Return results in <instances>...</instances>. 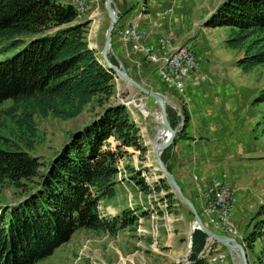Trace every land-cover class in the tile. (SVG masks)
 I'll return each instance as SVG.
<instances>
[{
  "label": "rangeland",
  "instance_id": "rangeland-1",
  "mask_svg": "<svg viewBox=\"0 0 264 264\" xmlns=\"http://www.w3.org/2000/svg\"><path fill=\"white\" fill-rule=\"evenodd\" d=\"M123 1L124 6L121 8L122 15L118 19V24L124 23L131 17L134 22H141L142 18L146 26H153L155 29L165 31L171 30L181 44H187L192 48L197 57L198 73L203 74L204 80L193 86L186 85L184 89L182 87L175 89L167 79L164 81L162 76H157L153 71V65H148V62L139 54L134 53V56L141 63L140 67L130 65L129 60L122 55L117 46L118 35H113L111 47L107 53L108 59L113 63L119 60L127 75L144 87L163 94L166 100L176 105V108L165 106V109L172 113L170 118L173 124L171 127L182 130V125H180L181 109L184 108L189 116L190 102L194 121L190 129V120H188L183 134L192 132L194 123L197 122L194 104L203 102L205 105L208 102H213L216 105L213 113L217 120L213 122L211 118H206L203 124L205 123L207 126L203 133L217 135L229 124L228 121L224 123L219 118H222L220 110L224 111L225 107L223 106L226 102L235 106L236 201L234 204L238 211L235 219L233 216L231 217L232 225H227V231L229 234H238L236 239L245 246L244 237L251 230L255 221V212L258 206L264 203V131L261 123L264 111L261 103L254 101L260 90L264 88V62L253 65L247 71H242L236 66L235 61L243 55L246 45L252 38L246 39L240 47L232 49L227 47L224 42L230 32L228 27H205L203 25L210 13L223 0H153L147 6H144L146 0ZM82 2L85 3V8L79 10L78 8L83 7ZM71 4L77 13L75 21L88 20L85 26L87 46L92 47L96 57L100 59L99 51L102 46L100 41L104 38L107 25L100 24L94 37L93 32H95L96 24H93L92 15L94 16L96 13L92 14L90 3L87 0H72ZM166 8L171 10L168 15L161 12ZM143 9L148 11V20H144ZM154 19L156 20L152 21ZM22 38L25 39L24 41L29 39ZM6 43L5 40L0 41V48ZM22 46L23 44L17 43L15 46L0 49V60L10 57ZM128 50L129 48L126 50L123 45V52H128ZM169 56L172 57V55ZM112 82V94L104 100L102 105H99L96 97H93L75 117L64 119L51 113L34 114L32 134L24 125L19 124L17 118L19 108L14 113L5 115V110L12 103L10 100H6L0 105V136L5 138L8 144H17L20 149L37 157L41 163L40 170H44L55 153L68 142L74 131L96 119L102 108L109 104H123L131 112L132 118L136 117L133 119L134 122L141 125L137 127L140 144L145 147V150L141 152L133 147L125 148L126 153L116 165L114 194L110 198L99 200L97 206L99 217L109 219L128 208L135 215L134 223L117 228L114 232L79 228L50 255L33 264L187 263L188 253L185 254V252L192 216L188 208L174 193L170 192L167 182L158 178L159 173L154 171L155 163L149 140L154 136L155 127L160 123L157 104L151 98L145 97L148 110H144L142 107L140 110L143 114L147 111L149 113L144 118L135 104L120 101V97H130L140 93L119 78L113 77ZM212 84H216L215 89H211ZM206 85H209L206 87L208 91L205 92L207 96L203 98L197 89ZM180 90L183 92L180 93ZM209 120L211 121L206 123ZM179 132L175 134L173 143L161 152L160 157L167 170L179 177L180 183L183 184L184 181L190 183L192 182L191 175L186 177V174L178 171L175 166H171L169 163L171 157L169 151L178 141ZM160 140L158 138V142ZM0 147L5 148L6 143L0 142ZM196 175L199 181L208 179L198 173ZM139 178L149 186V191L143 190L136 183ZM155 182L158 185L162 183L164 188L155 191ZM20 183L18 185L7 182L0 183V209L19 202L23 195L35 188L31 181ZM191 185L193 189V184L191 183ZM110 208L116 209L115 214L109 212ZM257 247L258 245L254 243L251 249L245 247L249 264H264V253L260 254ZM204 260L206 264H213L210 259ZM227 260L229 264L232 263L229 256Z\"/></svg>",
  "mask_w": 264,
  "mask_h": 264
},
{
  "label": "trees",
  "instance_id": "trees-1",
  "mask_svg": "<svg viewBox=\"0 0 264 264\" xmlns=\"http://www.w3.org/2000/svg\"><path fill=\"white\" fill-rule=\"evenodd\" d=\"M75 19L76 10L68 2L0 0V41H7L0 49L23 44L0 60V105L11 101L5 115L19 108L18 122L30 134L34 114L72 118L93 97L102 105L112 94V72L87 46V22ZM204 26L228 27L224 42L232 49L252 38L235 61L242 71L264 62V0H223ZM254 101L264 111V88ZM166 113L172 126V113ZM130 114L121 103L103 107L96 119L70 135L44 170L37 157L0 136V142L6 143L5 148L0 147V183L31 181L35 187L19 202L0 209V264H33L79 228L114 232L134 223L135 215L128 208L110 219L99 217L97 210L99 200L114 194L116 165L125 148L145 150ZM180 115L179 138H186L183 131L189 116L184 108ZM261 123L264 131V114ZM136 183L150 190L140 178ZM160 188L164 185L155 182L154 190ZM254 216L244 237L245 247L251 249L260 240L264 252V203ZM204 242L203 233L194 230L186 264H206L199 256Z\"/></svg>",
  "mask_w": 264,
  "mask_h": 264
},
{
  "label": "built area",
  "instance_id": "built-area-1",
  "mask_svg": "<svg viewBox=\"0 0 264 264\" xmlns=\"http://www.w3.org/2000/svg\"><path fill=\"white\" fill-rule=\"evenodd\" d=\"M144 11L143 9V14ZM162 13L168 15L171 10L166 8ZM118 19L112 35H118L117 46L122 55L129 60L130 65L140 67L141 64L134 62V53H142L148 55V65H153V71L157 76L171 77L182 89L186 85L193 86L204 80L203 75L198 73V60L192 48L187 44H181L174 32L145 26L142 18L141 22H133L129 18L121 24L117 23ZM123 42H130V52H123ZM165 55H173V62L165 63ZM145 97L137 94L120 97V101L135 104L139 113L146 118L149 112L144 115L140 110V107L148 110ZM191 179L192 184H195V195H192L190 200L203 224L212 232L231 236L237 241V234L227 233V225H232V210L236 201L228 183L218 176L199 181L197 175L193 174ZM221 247L218 243L205 238L199 256L212 260L213 264H229L228 255Z\"/></svg>",
  "mask_w": 264,
  "mask_h": 264
},
{
  "label": "crops",
  "instance_id": "crops-1",
  "mask_svg": "<svg viewBox=\"0 0 264 264\" xmlns=\"http://www.w3.org/2000/svg\"><path fill=\"white\" fill-rule=\"evenodd\" d=\"M62 2L71 3L72 0H60ZM90 3L91 12L92 14L96 13L93 18V24H96L95 32H93V36H96L97 30L99 25H107L108 24V17L103 5V0H87ZM149 2H153V0H146L144 6L150 5ZM113 4L117 9V14L120 16L122 15L121 8L124 6L123 0H113ZM164 9H162L163 11ZM161 11V12H162ZM160 12V13H161ZM144 20H148L149 14L148 11L145 9L144 11ZM157 14V13H156ZM160 17V15L158 14ZM156 19L152 20L155 21ZM160 23L159 21H156ZM161 26V24H160ZM104 39V38H103ZM103 40L101 39L100 43L103 44ZM96 43V42H94ZM97 44V43H96ZM97 46H99L97 44ZM141 64V63H140ZM206 87L209 85L203 86V88L197 89L201 92V96L205 98L206 93L208 90ZM216 84H212L211 89H215ZM211 91V90H210ZM183 90H180L182 93ZM178 96V95H177ZM176 96V97H177ZM191 103L189 102V125L190 129L192 128V123L194 121V115L191 111ZM196 110V118L197 122L194 123V129L192 132H186L185 138H179L175 145L169 151V155L171 156L169 159V163L171 166H175L178 171H182L186 174V177L192 176L196 173L204 176L203 178H210L211 176H218L225 180L229 187L232 190L233 196L235 197V113H234V104L229 105L226 104L223 106L225 107L224 111L220 110L221 117L226 123L227 121L229 124L225 126L220 133L217 135H210L207 133H203V130L207 125L203 124L206 118H211L214 122L217 118L214 115V109L216 107L215 103L208 102L204 105L203 102L201 104H194ZM136 118L133 116V119ZM134 121V120H133ZM211 120L207 121L206 123L210 122ZM222 121V122H223ZM202 122V123H201ZM136 123V122H135ZM137 126H141L140 123H136ZM188 125V123H187ZM147 129V128H146ZM173 177L175 178L176 182H178L179 186H181L183 194L192 197L195 195V184H193V189L191 188L192 182L184 181L183 184L179 182V177L172 172ZM187 180V179H186ZM192 180V179H191ZM238 208L235 209V204L232 211V216L235 219L236 213ZM116 209L114 210V214ZM254 244L258 245L257 249L260 254H263L262 245L260 240H256ZM264 255V254H263Z\"/></svg>",
  "mask_w": 264,
  "mask_h": 264
},
{
  "label": "water",
  "instance_id": "water-1",
  "mask_svg": "<svg viewBox=\"0 0 264 264\" xmlns=\"http://www.w3.org/2000/svg\"><path fill=\"white\" fill-rule=\"evenodd\" d=\"M103 5L108 17V24L106 27V30L104 32V39L103 44L100 48L99 55L100 59L99 62L103 64L108 70L112 72V75L115 79L119 78L122 81H124L126 84L132 86L135 88L140 94L151 98L158 107V119L160 120V126L162 127V130L168 131V135H166L165 138L161 139L160 142L153 145L156 140L158 139V126L155 128V134L154 136L149 140L151 151L153 155V160L155 163L154 171L158 172V178L164 179L167 184L170 186V192L174 193L177 198L188 208L192 220L190 223L188 236H187V245H186V252L185 254L189 253L190 247H191V236L194 230H199L203 233L206 239L211 240L212 242L218 243L220 246H222L229 258L231 259L232 264H249L248 263V257H247V250L245 247L238 241H236L233 237L222 235V234H216L209 230L202 222L197 210L195 209L192 201L189 197H187L185 194H183L180 186L176 182L175 178L171 174L169 170H167L165 164L161 160L160 154L161 152L168 147L170 144L173 143V138L177 132L180 130L176 127H171L166 114L165 106L166 104L171 107V104L173 107L176 108V105L171 103L170 101L166 100V97L158 93L156 91H153L151 89H148L144 87L141 83L135 81L133 78H131L127 73L125 72V69L121 62L119 60H116L115 63L111 62L108 57L107 53L111 47V38H112V30L113 27L118 19L117 9L115 8L113 4V0H103ZM215 10V8H214ZM213 10V11H214ZM212 11V12H213ZM210 13V15L212 14ZM209 15V16H210ZM208 16V17H209ZM208 19V18H207ZM206 19V20H207ZM205 20V21H206ZM86 22L88 20H85ZM203 22V25L205 23ZM89 47V46H88ZM91 49V47H89ZM166 103V104H165ZM180 125H182V118Z\"/></svg>",
  "mask_w": 264,
  "mask_h": 264
},
{
  "label": "bare ground",
  "instance_id": "bare-ground-1",
  "mask_svg": "<svg viewBox=\"0 0 264 264\" xmlns=\"http://www.w3.org/2000/svg\"><path fill=\"white\" fill-rule=\"evenodd\" d=\"M79 1H81V0H79ZM85 1V0H84ZM84 3V2H83ZM80 4V3H79ZM85 8V7H84ZM79 10L81 9H83V7L82 8H78ZM78 11V10H77ZM82 12H84V11H82ZM81 15V14H80ZM84 15V14H83ZM144 15V14H143ZM131 20L133 21V19H132V17H131ZM134 22V21H133ZM142 22H143V20H142ZM143 24L146 26V24L143 22ZM116 38V37H115ZM112 40H113V35H112V38H111V43H112ZM94 44V43H93ZM95 45V44H94ZM123 45H124V47H126V50L129 48V50H128V52H130V42H123ZM92 48V47H91ZM137 54H139L140 56H142L143 57V59H145L147 62H148V55H143L142 53H137ZM134 62H135V64H140V62H139V60H137V59H135V56H134ZM173 62V55H172V57L170 58V56L169 55H167V56H165V63H172ZM203 75V74H202ZM163 77V79H164V81L167 79L168 80V82L169 83H171L172 85H174V88L175 89H180V87L179 86H177L176 84H175V82H174V80L173 79H171V77H168V76H162ZM204 77V76H203ZM166 104V103H165ZM167 105V104H166ZM171 107H173L172 106V104H171ZM146 113L147 112H144V115H146ZM167 114V113H166ZM168 119V118H167ZM159 120V119H158ZM160 121V120H159ZM169 121V120H168ZM157 135H158V138H160V139H163V138H165L166 137V135H168V131H164V130H162V127L160 126V124L158 125V133H157ZM160 142V141H159ZM158 143V139L156 140V142L153 144V145H155V144H157ZM109 212L111 213V214H113L114 213V209L113 208H110L109 209ZM227 233H228V231H227ZM229 234V233H228ZM237 237H238V234H237ZM238 241V240H237ZM239 242V241H238ZM242 244V243H241ZM243 245V244H242ZM244 246V245H243ZM245 247V246H244ZM246 249V248H245Z\"/></svg>",
  "mask_w": 264,
  "mask_h": 264
}]
</instances>
